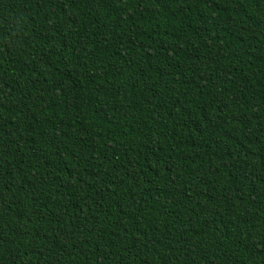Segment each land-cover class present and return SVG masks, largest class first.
<instances>
[{"label": "trees", "instance_id": "1", "mask_svg": "<svg viewBox=\"0 0 264 264\" xmlns=\"http://www.w3.org/2000/svg\"><path fill=\"white\" fill-rule=\"evenodd\" d=\"M0 264H264V0H0Z\"/></svg>", "mask_w": 264, "mask_h": 264}]
</instances>
